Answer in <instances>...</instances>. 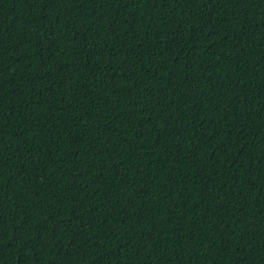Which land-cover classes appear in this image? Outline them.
<instances>
[{
  "label": "trees",
  "instance_id": "1",
  "mask_svg": "<svg viewBox=\"0 0 264 264\" xmlns=\"http://www.w3.org/2000/svg\"><path fill=\"white\" fill-rule=\"evenodd\" d=\"M0 264H264V0H0Z\"/></svg>",
  "mask_w": 264,
  "mask_h": 264
}]
</instances>
